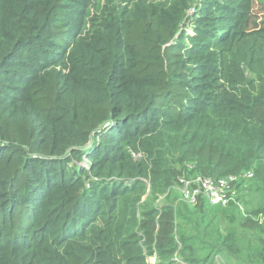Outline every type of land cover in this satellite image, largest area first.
<instances>
[{
  "label": "trees",
  "instance_id": "trees-1",
  "mask_svg": "<svg viewBox=\"0 0 264 264\" xmlns=\"http://www.w3.org/2000/svg\"><path fill=\"white\" fill-rule=\"evenodd\" d=\"M100 8L0 0V264H264L253 0H124L93 19ZM248 171L238 201L253 190L260 205L211 211L241 213L252 242L180 199L184 177L240 189Z\"/></svg>",
  "mask_w": 264,
  "mask_h": 264
},
{
  "label": "built area",
  "instance_id": "built-area-1",
  "mask_svg": "<svg viewBox=\"0 0 264 264\" xmlns=\"http://www.w3.org/2000/svg\"><path fill=\"white\" fill-rule=\"evenodd\" d=\"M193 169V167H191ZM255 174L253 171H248L242 176L244 185L241 187H247L252 184ZM239 178L236 176H230L223 178L218 182L213 181L210 178H204L200 175L190 176L189 178H183L181 180L182 186L179 189L180 199L188 203L191 206H196L200 199L205 200L210 207L228 208L230 204L236 203L240 205L238 197L242 192L238 188ZM175 262L182 263L177 257ZM215 264H227L226 261L217 256L215 258Z\"/></svg>",
  "mask_w": 264,
  "mask_h": 264
},
{
  "label": "rangeland",
  "instance_id": "rangeland-1",
  "mask_svg": "<svg viewBox=\"0 0 264 264\" xmlns=\"http://www.w3.org/2000/svg\"><path fill=\"white\" fill-rule=\"evenodd\" d=\"M123 1L124 0H101V8L99 9V13L98 14L93 13L92 18L96 19L100 15L102 16L105 15V13L108 12V9H106L107 7L109 8L118 7L123 3ZM193 12H194V9L190 10L189 15H192ZM249 31L250 32L264 31V0H253V8H252L251 16H250ZM188 32L191 33L190 30ZM135 157L136 159H142L141 154H138V155L135 154ZM148 187H150L149 182H148ZM252 191L249 197L247 198L246 202L244 203L245 199H243L240 205L238 206L244 216H246L247 214L245 212L246 209L249 212L250 210L257 208L261 203V199L258 196V194H253ZM246 193H248V189H245L240 195L243 196ZM165 197L166 196H160L159 200L154 203V207L158 209L161 206L165 205V203H168V198H167V201H165ZM173 198H176L174 194H172L169 197V200H173ZM146 199L147 198H144V200ZM211 210H214V209L206 206L205 208V212L207 216L206 220H210L214 218V224L216 226L222 227L224 232L231 230V231H235L239 233L240 234L239 242H252L248 236H244V233H245L244 230L239 227V224L245 219V217H243L241 213L235 212L234 221L233 223H231L229 221V218L223 219L222 212H221V215H215L216 213ZM175 257L178 258V256H175ZM229 262L231 263V261ZM229 262L228 264H230ZM148 263L158 264V258L154 256L149 257Z\"/></svg>",
  "mask_w": 264,
  "mask_h": 264
}]
</instances>
